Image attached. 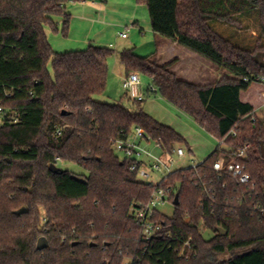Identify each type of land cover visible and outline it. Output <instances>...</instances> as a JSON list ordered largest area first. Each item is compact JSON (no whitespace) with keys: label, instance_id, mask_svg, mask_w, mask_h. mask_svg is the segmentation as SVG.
Returning <instances> with one entry per match:
<instances>
[{"label":"trees","instance_id":"trees-1","mask_svg":"<svg viewBox=\"0 0 264 264\" xmlns=\"http://www.w3.org/2000/svg\"><path fill=\"white\" fill-rule=\"evenodd\" d=\"M88 1L0 0V102L21 115L18 125L0 128V264H264V120L241 101L264 83V0H135L155 34L235 77L198 87L171 71L174 62L160 66L134 49L121 54L127 75L149 77L153 95L219 142L204 162L174 171L161 186L140 182L116 143L142 129L167 159L186 140L126 95L130 108L98 100L112 50L91 44L57 53L48 41L46 28L58 31L54 18H63L66 36L69 8ZM250 17L259 33L252 50L212 26L221 23L233 37L231 26ZM246 145L251 183L239 185L214 164L235 160L232 150ZM159 187L178 205L173 217L156 214L163 229L148 242L134 215Z\"/></svg>","mask_w":264,"mask_h":264},{"label":"rangeland","instance_id":"rangeland-1","mask_svg":"<svg viewBox=\"0 0 264 264\" xmlns=\"http://www.w3.org/2000/svg\"><path fill=\"white\" fill-rule=\"evenodd\" d=\"M86 19V18H85ZM54 22L57 26V32H51L50 44L53 50L57 53L78 52L85 51L89 45H95L107 48L113 51V56L109 60V73L107 79L106 90L101 99L110 102L123 101L124 105L128 108L133 106V102L128 101L125 97L122 88V81L120 75L125 74V68L121 61V54L127 49H135L136 54L140 57H147L150 55V47L147 46L148 37L133 31L131 27H127L125 22L117 15L106 18L90 17L89 20H84L82 16L71 15L70 23L68 26V34L64 35L63 18L55 17ZM93 23V24H92ZM212 26L221 33L224 37L231 39L233 43L239 47L247 50H252L258 40L257 23L254 17L243 19L242 27L231 26L233 32L238 33L231 37V35L220 30L221 23L212 22ZM107 29L103 36L97 38V32L100 29ZM254 32H257V34ZM126 33L130 38L127 41L122 40L119 35ZM257 36V37H256ZM234 38V39H233ZM98 39V40H97ZM137 43L133 45L132 43ZM264 44V39L262 41ZM111 45H113L111 47ZM137 47V48H136ZM260 59H263L260 58ZM143 87L147 88L152 84V80L146 75L139 74ZM264 84L255 83L249 91L242 94L243 102H251L258 108L263 105L264 98L262 92L264 91ZM143 109L155 119L162 121L174 129L186 140V144L180 145L185 151V157L181 160L172 155L166 161L172 167V171L182 170L200 165L204 162L209 155L218 147V140L211 134L206 132L200 127L193 119L175 109L171 104L162 98V96H152L142 104ZM264 110H259L258 113L262 114ZM132 137V136H131ZM153 154L160 156V150L152 143L147 145ZM122 160V156H119ZM173 162V165H172ZM63 170H68L75 174L85 173L79 167L71 164H61ZM164 174L153 172L152 180L138 179L140 182L153 184L158 186L164 179ZM158 211L167 217H173L175 213L174 205L166 201L164 204L158 205Z\"/></svg>","mask_w":264,"mask_h":264},{"label":"built area","instance_id":"built-area-1","mask_svg":"<svg viewBox=\"0 0 264 264\" xmlns=\"http://www.w3.org/2000/svg\"><path fill=\"white\" fill-rule=\"evenodd\" d=\"M123 39L128 38L126 33L121 34ZM122 88L125 95L133 102L144 103L149 99V94L157 92V89L151 84L147 88L143 87L140 75L131 73L125 76L122 82ZM264 110V104L261 106ZM256 118L253 122L256 123ZM21 122V115L0 102V128L5 125H18ZM58 134H61L58 130ZM151 142L146 139L145 132L142 129H136L132 137L127 140L118 141L115 145L116 152L122 156V162L131 161V172L135 173L138 179L152 180L153 172L164 174V179L158 185L161 186L163 181L170 176L174 171L166 159L162 156V149L155 144L160 150L161 155L156 156L151 150L144 146V143ZM250 146L246 145L242 148H235L232 151L231 157L235 160L220 159L214 164V170L218 173L227 175L239 185H249L251 183V175L247 171L245 160ZM180 160L185 157L183 148H176L174 153ZM173 165V162H172ZM194 166L193 168H196ZM169 201V190L159 187L154 194L152 202L135 211V221L143 228V234L146 241L151 242L158 232L163 229L162 224L156 219L158 205ZM160 213V212H159Z\"/></svg>","mask_w":264,"mask_h":264},{"label":"crops","instance_id":"crops-1","mask_svg":"<svg viewBox=\"0 0 264 264\" xmlns=\"http://www.w3.org/2000/svg\"><path fill=\"white\" fill-rule=\"evenodd\" d=\"M69 13L73 16L75 15L82 16V18L87 21L89 20L90 17H95L98 19L101 18L108 19L110 16L117 15L118 17L121 18L122 22H125L126 28L131 27L133 31H136L141 35L148 37L147 46L150 47V51H149L150 55H148L147 57L150 58L151 61L156 62L160 66H164L174 62L171 71L174 72L178 76V78L181 79L182 81L191 83L198 87H207L218 84L219 82L222 81V79L225 76H228L231 79L235 78L227 70L217 66L216 64L205 59L204 57L182 47L181 45L178 44V42L163 38L155 34L154 31L152 30L148 9L145 6H139L135 0H89L88 2L82 5L71 6L69 8ZM45 31L48 41L50 42L51 32L49 28H46ZM106 32L107 29L102 28L98 30L97 38H99L100 36L102 37L103 34H105ZM119 37L124 41H127L130 38L128 36V38L123 39L121 35H119ZM132 44L135 46L137 45V43L135 42ZM112 46L113 45H111V47ZM126 75H127L126 70H125V74L120 75V79L122 82ZM242 94H241V101L243 102ZM152 96H157V95H151L149 98H151ZM262 96L264 98V91L262 92ZM98 100L102 102H108L111 104L118 103V102L105 101L101 99V96L98 97ZM243 103L252 105L254 107L255 115L257 116V118L264 120V113L263 112L262 114L258 113V111L261 110L260 108L262 105L256 108L255 105L251 102H243ZM159 122L162 123V121ZM164 125L169 126L167 124ZM174 130L176 131V129ZM152 143L153 142L144 143V146L147 147V145Z\"/></svg>","mask_w":264,"mask_h":264},{"label":"water","instance_id":"water-1","mask_svg":"<svg viewBox=\"0 0 264 264\" xmlns=\"http://www.w3.org/2000/svg\"><path fill=\"white\" fill-rule=\"evenodd\" d=\"M64 114V113H63ZM262 153H263V156H264V146H262ZM50 169H51V171L52 172H54V173H58V172H60L61 171V169L60 168H58L56 165H52L51 167H50ZM174 205H178V198H176V200H175V202H174ZM27 212V210L26 209H22V210H20V211H18L16 214L17 215H23V214H25ZM224 235L226 234L225 232H222ZM45 245H46V241H45V239H40L39 240V242H38V248L39 249H42V248H44L45 247Z\"/></svg>","mask_w":264,"mask_h":264}]
</instances>
